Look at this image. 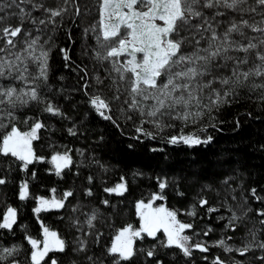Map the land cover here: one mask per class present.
Masks as SVG:
<instances>
[{
	"label": "snow or ice",
	"instance_id": "1",
	"mask_svg": "<svg viewBox=\"0 0 264 264\" xmlns=\"http://www.w3.org/2000/svg\"><path fill=\"white\" fill-rule=\"evenodd\" d=\"M94 7L95 22L81 27L93 11L86 0H53L51 4L48 0H0V129L4 130L0 132V163L15 164L33 179L36 172L31 171V166L37 163L51 164L54 174L61 178L64 170L73 166L70 150L55 152L46 160L34 147V142L41 139V131L48 127L34 118L37 113L67 118L54 100L57 93L49 83L51 46L66 21L80 29L81 55L106 73L90 76L86 64L77 65L83 72L80 79L86 81L82 88L90 108L102 120L120 128L119 117L113 114L112 107L118 102L116 111L135 126L136 135L132 138L139 142L156 139L166 128L176 127L174 122L187 126L205 117L212 120L214 112L242 96L264 104V0H95ZM68 39H72L71 34ZM60 53L64 66L69 67V50L60 48ZM86 78L94 81L98 91L107 89L110 97L104 99L89 92ZM18 120L28 125L27 131L18 127ZM235 123L239 127L238 119ZM207 127L216 124L209 123L203 130ZM67 132L77 135L75 126ZM212 139L210 135L201 138L181 133L169 135L166 143L194 148L207 145ZM92 179L89 176L88 182L92 183ZM232 179L226 176L221 181L227 187L220 207L227 206L229 215L217 219L226 221L225 231L236 233L244 229L239 246L229 243L234 241L230 235L211 244L195 240L201 233L195 232L193 223L179 216L196 217L197 207L211 215L220 212V207L211 206L199 196L187 213L170 209L163 203L168 199L169 181L157 177L158 190L134 204L138 226L129 223L117 229L111 244L99 254L89 255V242L81 236L75 237L71 251L83 255L85 264H165L161 250H173L187 260L199 252L205 254L202 259L207 261L206 254L216 247L226 255L235 253L242 258L259 250L261 255L250 260L264 264V207L253 208L248 197H243L235 207L228 204L229 197L237 200L230 184ZM7 182L0 177V186ZM103 190L109 195L123 196L128 186L121 177L120 183ZM51 191L55 193L56 189ZM250 191L257 203L264 204L255 188ZM73 195L72 190H67L60 197H38L33 212L37 219L42 212H59ZM85 195L91 197L92 190L85 189ZM177 195L184 193L177 191ZM18 198L21 201L29 198L27 180L20 183ZM102 203L105 207L109 205L107 199ZM78 210V207L71 209L73 213ZM17 215V209L10 206L0 214V237L15 233ZM83 215V221L79 216L69 217L71 227L99 244L103 233L96 228L97 211ZM254 217L258 219L253 221ZM40 228L42 240L24 236L30 251L23 264H59L57 254H66L68 244L42 220ZM213 231L212 227H206L202 235L207 237ZM190 232L192 235L186 234ZM20 250L16 245L0 244V264H22L17 259ZM229 259L232 264H245L243 259L231 255ZM71 264L78 261L72 260ZM211 264H228V260L214 256Z\"/></svg>",
	"mask_w": 264,
	"mask_h": 264
},
{
	"label": "trees",
	"instance_id": "2",
	"mask_svg": "<svg viewBox=\"0 0 264 264\" xmlns=\"http://www.w3.org/2000/svg\"><path fill=\"white\" fill-rule=\"evenodd\" d=\"M51 4L53 0H48ZM92 6V13L82 22L81 27L89 21L95 22V0H86ZM71 34L72 39H68ZM81 32L80 29L66 21L64 26L55 35V44L51 46L49 83L53 92L57 93L54 100L59 104L67 118L52 117L46 113H37L34 118L44 121L48 127L41 131V139L34 142L38 155L50 159L55 152L63 153L70 150L73 159L71 169L62 173V178L54 174L51 164L37 163L31 166V171L36 172L33 179L29 173L20 171L15 164L0 163V177L8 181L0 186V214L7 207L17 209L18 226L14 234H4L0 237V244L7 247L13 245L20 247L17 259L22 264L25 255L30 251V246L24 239L25 234L42 240L40 221L59 235L68 244L66 254H57L59 264H71L72 260L78 264H85L83 255L77 256L71 251L74 247L76 236L86 238L89 242V255L99 254L106 249L112 241L116 230L126 224L138 226L139 221L135 215L134 204L140 199H147L151 193L157 191L156 178L166 177L170 187L167 189V201L163 202L170 209L187 213L192 205L197 203L199 196H203L213 207H220L224 199V188L221 181L226 176H232L231 188L234 189L236 201L229 197L228 204L233 207L237 202H242L243 197L249 198L253 208L264 207L251 197V189L255 188L257 195L264 198V104L259 101L249 100L241 97L230 105H225L219 111L214 112L213 119L204 120L196 124L189 123L182 126L179 122L174 128H166L159 133L156 139H144L139 142L132 137L136 135L135 126L131 121H125L116 111L117 103H113V114L119 117L117 128L109 121L102 120L95 115L90 108L88 96L82 85L86 82L80 79L83 72L77 65H87L90 76L96 72L106 75L103 68H94L93 63L81 55ZM60 48H67L71 58L69 67H65ZM63 77V79H61ZM90 85L88 91L101 95L108 99L111 95L107 89L98 91L94 87V81L86 78ZM23 111H27L24 109ZM251 113V115H249ZM19 115V113H18ZM32 116V112H28ZM240 121L239 127L236 120ZM31 122V121H29ZM214 122L216 127H203ZM22 131L28 130V125L17 121ZM75 126L77 135L71 136L67 129ZM146 127H150L146 125ZM0 129V132H3ZM196 134L201 138L212 136L211 143L190 148L183 144L171 145L166 143L169 135ZM129 145H132L130 148ZM163 149L153 152L151 149ZM80 150V151H78ZM81 151L83 155H81ZM91 176L92 183L88 182ZM124 178L128 191L123 196L109 195L104 192L105 187H113ZM27 180L29 183V198L21 201L18 198L19 185ZM205 185L210 188H205ZM91 189L93 195H85V189ZM56 189L53 193L51 190ZM203 189V191H202ZM72 190L74 195L70 202H66L65 209L56 212H42L37 219L33 209L37 206L38 197L51 198L62 196ZM177 191L183 192V196L177 195ZM107 199L109 205L105 207L102 203ZM78 207L73 213L71 209ZM98 213L96 228L103 233L99 244L93 243L91 236L84 237L83 233L77 232L71 227L69 217L79 216L85 219L83 213ZM196 217L182 214L179 218L185 222L193 223L195 232L200 236L195 240H205L210 244L222 236H233L234 241H229L234 246H239L244 235V229L240 228L236 233L225 231L223 224L225 220H218L223 215L227 217V206L220 207V212L207 214L205 209L196 208ZM258 218H253L255 221ZM212 227L213 232L207 237L202 235V229ZM259 227V225H257ZM91 231V230H88ZM192 235V233H186ZM50 255H52L50 253ZM160 255L165 264H211L214 256H221L232 264L229 255L235 259L245 261V264H260L259 261L250 260L252 256L261 255L259 250L249 253L248 257L242 258L235 253L224 254L220 248L212 247L206 255L208 260L202 259L199 252H194L191 260L177 255L173 250H161ZM54 257V258H57ZM107 259V258H106Z\"/></svg>",
	"mask_w": 264,
	"mask_h": 264
},
{
	"label": "rangeland",
	"instance_id": "3",
	"mask_svg": "<svg viewBox=\"0 0 264 264\" xmlns=\"http://www.w3.org/2000/svg\"><path fill=\"white\" fill-rule=\"evenodd\" d=\"M159 203H162V202H160V201H157V204H159Z\"/></svg>",
	"mask_w": 264,
	"mask_h": 264
}]
</instances>
